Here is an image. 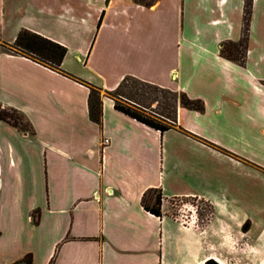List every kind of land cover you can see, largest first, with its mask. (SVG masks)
I'll list each match as a JSON object with an SVG mask.
<instances>
[{"label": "crops", "instance_id": "0c3cea01", "mask_svg": "<svg viewBox=\"0 0 264 264\" xmlns=\"http://www.w3.org/2000/svg\"><path fill=\"white\" fill-rule=\"evenodd\" d=\"M248 1L254 38L264 0ZM246 2L0 0V106L28 123L0 120V264H264V41L244 64L221 52ZM23 28L67 48L63 71L13 47ZM125 76L204 110L178 106L161 132L115 108ZM182 197L212 212L185 226Z\"/></svg>", "mask_w": 264, "mask_h": 264}, {"label": "trees", "instance_id": "16d2710c", "mask_svg": "<svg viewBox=\"0 0 264 264\" xmlns=\"http://www.w3.org/2000/svg\"><path fill=\"white\" fill-rule=\"evenodd\" d=\"M135 1L149 6L155 3L157 0ZM250 15L251 2L247 0L243 19V34L245 38L248 37L247 35L250 25ZM232 45H234L232 41L223 43L221 49L223 56L232 60H237L240 64H244L245 53L239 50V47H244L243 43L240 42L239 44L234 45L236 47ZM227 46H232L234 51L228 52L226 50ZM13 47L43 64L63 71L61 69V64L66 54L67 48L56 41H53L29 29L23 28L18 32L13 43ZM237 55H239V57H237ZM97 91L99 90L91 87L89 103L91 115L93 117H97L96 111L98 112L101 102L99 92ZM110 96L114 99V106L116 109L148 126L160 130L161 132H164L176 125L178 106H183L198 111L204 110V103L202 100L192 99L184 91H176L160 87L134 76H125L119 85L114 89V94H110ZM154 103L156 105L153 106ZM14 114H16V116ZM1 119L10 122L22 130H28V123L25 122V124H23L19 121V119L24 120V117L23 114L17 109L3 108L0 110V120ZM150 192H152V190H150L149 193ZM185 198L195 199V197ZM161 202L162 195L160 192H156L155 196L152 195L149 200L147 198V193H145V196L143 197V206L155 215L161 214ZM208 205L209 212L211 213L212 206L209 203ZM205 264L220 263L215 259L210 258L205 261Z\"/></svg>", "mask_w": 264, "mask_h": 264}, {"label": "rangeland", "instance_id": "374dc122", "mask_svg": "<svg viewBox=\"0 0 264 264\" xmlns=\"http://www.w3.org/2000/svg\"><path fill=\"white\" fill-rule=\"evenodd\" d=\"M260 23H261V29L258 30V37H257V33L255 34V37L254 38H251L250 36V31H248V37L245 38L244 34L241 35V38L238 40V41H232L234 43V45L236 44H239L240 42L243 43L244 47H239L243 53H246V48L252 44L254 46L260 44V39L259 37L261 38V40L264 41V17L262 16L261 18V21L258 22V25L260 26ZM243 32H244V27H243ZM229 42V41H227ZM1 44V43H0ZM232 45V46H234ZM232 46H227L226 50L228 52H233L234 50L232 49L233 47ZM236 47V46H234ZM232 49V51H231ZM237 57H239V55H237ZM100 93V91H97ZM107 93L110 95V94H114V90H111V91H107ZM119 99H122L120 97H117ZM156 105L155 103L153 104V106ZM3 108L0 106V110H2ZM7 110V109H6ZM5 110V111H6ZM12 113V112H10ZM13 114V113H12ZM16 116V114H14ZM19 121L23 124H25V120L23 119H19ZM153 196H155V193L153 194ZM172 201V204L171 205V213L175 214L178 212V209L184 204V203H188V204H195L197 205L198 207V210H199V215H200V218H202L203 220H206V218L209 216L210 212H209V205L206 201H203L201 199H198V198H195V199H192V198H185V197H182V198H175V199H171Z\"/></svg>", "mask_w": 264, "mask_h": 264}, {"label": "built area", "instance_id": "2783aa9c", "mask_svg": "<svg viewBox=\"0 0 264 264\" xmlns=\"http://www.w3.org/2000/svg\"><path fill=\"white\" fill-rule=\"evenodd\" d=\"M108 138L104 139V142L107 143ZM172 216L178 220L181 224L185 226L196 225L199 222V210L197 205L184 203L179 209L178 212Z\"/></svg>", "mask_w": 264, "mask_h": 264}]
</instances>
